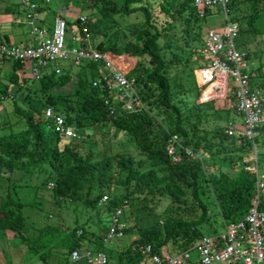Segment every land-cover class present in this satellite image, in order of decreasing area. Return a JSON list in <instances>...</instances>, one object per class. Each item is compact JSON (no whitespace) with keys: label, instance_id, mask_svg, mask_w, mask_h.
<instances>
[{"label":"trees","instance_id":"16d2710c","mask_svg":"<svg viewBox=\"0 0 264 264\" xmlns=\"http://www.w3.org/2000/svg\"><path fill=\"white\" fill-rule=\"evenodd\" d=\"M31 1L39 4L43 0ZM79 1V12L87 14L93 10L95 20L83 16L85 21L80 23L78 17L59 18L79 38L82 47L92 46L103 56L125 60L123 75L132 85L141 108L119 113L113 92L101 83L92 86L99 79L102 62L69 61L67 67L57 68L58 74L55 69L40 74L35 89L30 85V76L23 74V63L0 59V66L10 63L9 72L0 77V103H8L19 123H24L23 129L10 126L8 132L0 134V232L15 235L42 264H49V254L54 250L66 257L72 251L101 252L107 264H151L150 256L159 247L177 255L200 238L218 235L225 225L245 216L254 194V178L242 169L241 161L250 152L251 144L242 135L241 121L234 110L227 117V122L238 124L231 136L219 125L212 124L208 129L201 126L207 118L202 110H212L213 103H197L203 88L195 85L189 65L196 49L199 54L204 39L199 21L211 15L212 9H204L199 17L193 0H181L176 7L172 0ZM227 9L230 19L238 24L237 46L241 51L247 50L243 52L248 59L249 37L264 36V0H229ZM136 12L142 15L140 24L124 26V18ZM112 29L120 33V44L101 40ZM205 65L206 62L196 61L194 70ZM83 69L90 70L89 77L79 75ZM185 72L192 76L197 96L189 111L183 109L179 98L183 92L178 80ZM73 73L76 78L70 93H50L57 86L66 85ZM105 101L114 109L113 114ZM45 108L61 115L78 138L65 139L35 118ZM109 128L116 133L113 147L109 154L95 159L96 142L87 132L96 129L104 136ZM255 131L257 161L261 156L264 162V141L259 140L264 124ZM80 132L90 141L86 150L81 149ZM171 136L178 138L183 149L177 152L180 158L175 162L166 153ZM44 167L52 173L49 187L54 204L60 206L68 201L103 212L109 223L115 209L121 210L123 220L129 203L139 200L134 195H149L140 199L144 202L143 215L132 225H125L121 239L128 241L122 244L117 239L116 243L111 241L113 247H108L103 242L108 227L99 237L100 242L77 225L66 231L44 225L35 234H26L28 226L22 214L25 203L19 199L17 189L27 184H20L21 178L16 181L13 176H30ZM41 184L45 186L46 182ZM102 196L107 197V202L99 206ZM164 198L167 203L155 212L150 204ZM208 202L216 212L209 211Z\"/></svg>","mask_w":264,"mask_h":264},{"label":"built area","instance_id":"2783aa9c","mask_svg":"<svg viewBox=\"0 0 264 264\" xmlns=\"http://www.w3.org/2000/svg\"><path fill=\"white\" fill-rule=\"evenodd\" d=\"M26 10V17L30 24V33L34 44L26 47L8 45L0 40V59L7 62H30L31 79L37 80L40 74L48 68L63 62H102L99 79L92 84L96 87L102 84L108 91L113 92L114 101L119 113H132L141 108V102L126 80L123 73L108 62L103 56L90 46L82 47L77 36L71 35L70 45L65 38L67 27L62 19H53L50 27H36L38 5L31 0H19ZM199 17L204 9L219 8L224 20L221 31L208 30L204 32L199 56L206 65L196 70L195 80L198 87L205 93L204 102L225 100L233 96V110L241 121V133L251 144L250 152L242 159V169L254 178V194L249 203L245 216L225 225L223 231L215 236H204L187 250L171 255L161 246L150 256L151 264H261L264 261V175L259 172L254 139L257 136L255 128L264 124V87L250 86L247 73V58L243 51L237 49L238 24L229 17L227 5L229 0H193ZM80 23L84 17H78ZM55 73H59L57 68ZM105 104L110 114L114 109L108 101ZM48 124L54 133L68 140L77 139L74 128L66 123L63 117L51 108H45L39 116ZM235 124L227 122L224 133L233 134ZM183 150L179 140L171 136L167 140L166 153L172 161H178L179 152ZM190 154L188 150H184ZM202 152L199 151V155ZM107 202L102 196L98 205ZM125 224L121 221V210L115 209L110 213V223L104 235L103 242L123 238ZM146 247V252H149ZM70 264H107L104 253L90 251H72L68 257Z\"/></svg>","mask_w":264,"mask_h":264},{"label":"rangeland","instance_id":"374dc122","mask_svg":"<svg viewBox=\"0 0 264 264\" xmlns=\"http://www.w3.org/2000/svg\"><path fill=\"white\" fill-rule=\"evenodd\" d=\"M13 1V0H11ZM181 0H172L173 7H176L177 4ZM66 4L68 7H72L80 11V1L79 0H64L63 1H55L51 4L52 9H55V4ZM138 6V5H134ZM76 10H73L72 16L68 20H74L77 17L80 16H90V20H95L96 14L95 11L92 10V13L83 14L81 12H78ZM48 17L50 18L51 15L48 14ZM142 17L140 12L134 13V15H131L128 18H124V26L127 27L131 26H138L139 19ZM89 18V17H88ZM26 20L23 18V21ZM29 21V20H28ZM122 21V20H120ZM24 30L28 29V23L23 22L21 25ZM34 26H39V23H34ZM123 26V27H124ZM200 26V34L203 36L204 32L208 30L212 31H221L224 27V20L222 17V13L220 11H217L215 8H212L211 15L205 17L204 19H200L199 21ZM126 27V28H127ZM180 27L177 26L176 30L179 32ZM71 31L66 30L65 32V38L66 43L70 45V37H71ZM179 33L176 34L178 36ZM120 33H116L115 29L109 30L106 32V35L101 40L106 42H117L120 44L121 39H119ZM83 40V38H82ZM250 42V53L248 59H247V73L249 74V81L250 86H264V36H257V37H249ZM89 42V41H88ZM87 42V43H88ZM86 43V42H85ZM237 43V41H236ZM91 48H93L91 46ZM237 49L241 50L239 46H237ZM242 51L247 52V50L242 49ZM195 55L193 56L191 60V64L189 65L193 71L191 75L194 78L195 85L198 86V82L195 80L196 70H194L195 66L194 64L199 61H203L201 57L198 54V50H195ZM108 62L115 68H117L119 71L123 73L124 66L123 62L125 60L123 58H107ZM195 62V63H194ZM66 63V62H63ZM59 63V64H63ZM68 63V62H67ZM5 65V67L3 66ZM1 69H4L3 72L0 71V77L3 76V74L9 72V65L8 63L3 64ZM30 62H24L23 67L25 69L29 68ZM199 65H196L198 67ZM189 68V67H188ZM187 68V69H188ZM185 69V70H187ZM28 70V69H27ZM25 76H29L28 71L23 72ZM81 77L90 75V70L83 69L81 73L79 74ZM192 76L188 75V72H185L180 76V79L178 82L181 83V90L182 94H179V98L181 99V104L183 106V109L188 110L191 108L192 104L196 102V92L195 88L192 84L193 78ZM75 74H71L70 81L64 85V86H57L56 88L52 89L50 93L55 94H66L70 93L73 89V83L75 81ZM31 79V77H30ZM30 85L33 88H37L36 80L31 79ZM205 96V93L203 94ZM203 96V97H204ZM230 96V95H229ZM202 94L200 95V98L197 100L198 104L205 103L203 100ZM212 110L203 109L202 112L204 114H207V118L203 119L201 121V126L204 128H209L210 125H219L222 128L226 126L227 124V117L228 113L233 112V99L231 97H227L225 100H217L212 101ZM240 118H238V121ZM14 126V130H20L24 128V123L21 121L19 123V120L17 116L12 112V107L8 103H0V134L8 132L9 128ZM236 126L238 124L236 123ZM238 130V129H237ZM239 131V130H238ZM264 132V131H263ZM263 132L259 134V140L264 141V135ZM93 136L94 142H96V145L93 146V152L95 159L101 158L103 155L109 154L111 151V147H113V143L116 139V133L113 129L109 128L108 133L104 136H101L98 134L96 129H92L89 132H87ZM80 136L83 139V142L80 144L82 150H86L87 147L90 145L89 139L86 137V134L83 132L79 133ZM263 158V157H262ZM261 156H258L259 160V172L264 175V162L262 161ZM37 172V173H36ZM51 171L44 167L43 170L35 171L34 174L30 176H23L20 173H17L13 176V180H20V184H24L27 186L25 188H19L17 189V195L19 199L25 203V205L22 208V214L25 219V223L28 226V230L26 231V234H35L36 229L38 227H42L44 225H54L62 229L63 231H66L67 227L71 228L74 225L82 226L87 232L93 233L95 237L99 239L101 238L106 228L109 225L108 217L105 213L99 212L96 213V211L84 208L78 204H75L73 202L63 201L59 205H56L53 203L52 199V191L49 187L50 183H52L51 179ZM49 176V177H48ZM25 180V182H23ZM46 182L45 186L42 185V182ZM18 183V182H17ZM134 196H137L139 200H135L133 203H129V207H127L123 211V220L122 222L125 225H132L133 222H135V219L138 216L143 215L144 211L141 209V205L144 204V202L140 199L146 197L149 198V195L146 193L136 194ZM167 203V200L160 199L159 201H155L153 205L150 204V206L154 209L155 212H160L163 208V206ZM208 208L211 213L216 212L214 206L208 202ZM115 242V240H113ZM112 241V242H113ZM128 238H124L119 240L118 242L124 243L127 242ZM100 242V239H99ZM112 242L108 243V247H113ZM116 243V242H115ZM116 246V245H115ZM117 247V246H116ZM115 247V248H116ZM49 264H69L68 257L65 256V254L59 253L56 250L52 251L49 254L48 259ZM0 264H42V262L38 259V257L29 251L21 244L19 243L18 239L15 235H13L10 232L1 233L0 232ZM264 264V261L261 263Z\"/></svg>","mask_w":264,"mask_h":264},{"label":"crops","instance_id":"0c3cea01","mask_svg":"<svg viewBox=\"0 0 264 264\" xmlns=\"http://www.w3.org/2000/svg\"><path fill=\"white\" fill-rule=\"evenodd\" d=\"M58 0H43L41 3H37L39 11L37 12L36 16V23H39L41 27H50L52 25L53 19L56 17H63L65 19H69L70 16L74 15L73 10L78 11L75 8L68 7L66 4H55V9H52L51 4ZM63 1L64 0H59ZM79 12V11H78ZM48 14L51 17H48ZM23 18L26 19L23 21ZM23 22H27L29 28L24 30L21 26ZM34 22V23H35ZM30 24L26 17V10L24 7L20 6L19 0H0V40L8 45H15L20 47H26L34 44L33 36L30 33ZM70 63V62H69ZM69 63L63 64H56L47 71H50L54 68L58 67H67ZM6 64V63H4ZM3 63L0 66V71L3 72L4 69H1ZM10 67V63H8ZM5 67V65H3ZM76 66V64H73ZM24 68V67H23ZM32 68V64L30 63L29 68L25 69L24 71L30 74ZM75 68V67H74ZM30 76V75H29ZM58 94V93H55ZM240 121V120H239ZM238 121V122H239ZM236 124V123H235ZM264 135V132H263Z\"/></svg>","mask_w":264,"mask_h":264}]
</instances>
